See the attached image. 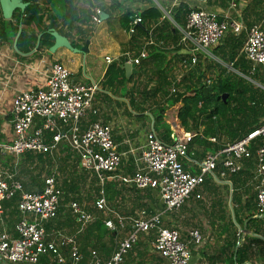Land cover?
Instances as JSON below:
<instances>
[{
	"label": "built area",
	"instance_id": "2783aa9c",
	"mask_svg": "<svg viewBox=\"0 0 264 264\" xmlns=\"http://www.w3.org/2000/svg\"><path fill=\"white\" fill-rule=\"evenodd\" d=\"M169 1L172 5L181 1L197 3V6L188 7L181 28L180 40L189 47L188 57L183 56L179 61L185 68L195 63L197 50L214 45L227 30L238 32L243 26L238 19L229 21L228 17H219L214 10L198 6L205 0ZM227 6L233 9L235 0H227ZM100 11L98 6L92 5L90 19L98 22ZM139 20V16H133L131 23L136 24ZM129 30L132 31V27ZM151 42L147 38L145 44ZM241 51L248 60L249 74L258 68L264 76V32L258 23L246 28ZM146 53L144 48L137 53L123 51L120 65L129 64L128 72L135 73L136 66ZM104 60L110 62L112 58L104 56ZM205 81L208 83L209 77ZM97 90L96 82H73L69 70L61 62L53 61L43 87L21 89L12 96V136L7 141H0V151L12 155H20L25 151L52 154L58 151L60 144L66 145L80 166L95 177L96 194L92 207L104 213V226L117 232L125 230L127 222L129 228L116 239L107 258L101 257L94 248H89L84 257L75 235L61 236L58 243L48 241L44 222L56 215L63 194L53 174L55 171L43 178L40 188L26 190L15 169L0 167V264H35L42 254L50 255L53 264H123L124 256L137 241L139 233L149 231L153 232L151 248L156 255L168 264H191L187 242L179 237L177 227L163 226L164 212L178 209L206 175L216 180L239 170L243 160L251 155V140L264 137L263 120L238 140L225 143L217 150H206L197 161L196 170L190 171L184 168L183 160L188 157L187 148L191 139L202 136L200 130H172L169 133L170 140L163 141L149 126L134 157L132 173L119 174L116 170L121 163V155L115 148L109 125L95 119L84 128H79V119L86 112L96 114L92 101ZM207 138L214 140L213 137ZM253 157L258 214L264 209V141L255 146ZM111 178L137 189H155L161 207L150 213L140 210L136 215L118 213L107 204L105 198L104 186L107 179ZM227 183L230 184L229 180ZM194 195L200 196L199 193ZM13 197L19 215L11 233L4 225L2 202ZM67 207L78 223L79 231L92 221L93 215L74 197H70ZM188 235L195 243H199L200 236L196 229L188 230ZM60 247L66 251V255L59 250Z\"/></svg>",
	"mask_w": 264,
	"mask_h": 264
},
{
	"label": "crops",
	"instance_id": "0c3cea01",
	"mask_svg": "<svg viewBox=\"0 0 264 264\" xmlns=\"http://www.w3.org/2000/svg\"><path fill=\"white\" fill-rule=\"evenodd\" d=\"M90 1L95 6H103L108 8V0ZM181 2L185 4L186 8L195 5L197 6V3L194 1ZM120 3V9H112V7L110 6L109 11L112 14V19L107 21L106 23L98 25L95 28L92 24H100L104 19H108V14H106V16H103V18H100L98 22H94L89 18L88 21L81 24L82 27H85V29L89 31V34L87 35L89 37L87 42V50L84 53L73 52L63 46L57 47L53 52H49L48 47L37 48L38 38L40 35V33L38 32L36 34L34 46L31 49L26 52L17 50L14 44L16 34L11 37L8 27L15 24L16 21L13 14L17 9H20L17 7L14 8L10 17L8 18L2 16L0 9V141H7L12 136L10 126V104L11 98L14 93L21 89L43 87L50 64L53 61H59L69 70L70 78L73 82L93 81L98 85V90L95 92L92 101L93 107L96 109V114L86 112L79 119V128H84L89 122L95 119H100L104 123H107L110 127V132L115 144V148L121 155V163L116 172L119 174L132 173L135 167L134 157L138 154L139 145L143 141L145 131L149 126H152V112L157 107L156 101H158V99L155 98V100L153 101L151 100L145 101L144 103H138V105L140 104L141 106H143L142 111H136L130 108V106L128 105V95H131L132 93L134 94L136 86V78H134V76L137 74V71L135 73L128 72V74L125 76L133 75L131 79L118 86L102 83V77L108 64L113 61L118 62L123 51L127 50L128 52H130L128 49L120 46V40H123L122 36L123 34H125L126 30L124 27H121L119 22V29L116 28L112 21L113 17L116 16L117 10H122L126 7L132 12H138L141 9L151 6L160 12L161 15L158 18L154 19L153 21L147 22L148 30L139 49L144 48L147 52L146 56L149 52V49L161 51L168 55L169 63L167 65L166 73L170 80L169 91H171V88H175V82L186 70V68L179 63L181 58L172 56L171 50L175 44L180 47L179 50L181 52L188 53L189 47L187 43L181 42V36L179 37V39L175 37V40H171V38L166 34L159 33V35H161L162 37L156 39L152 33V28L154 27V25H158L160 19L163 17L168 18L169 23L172 27L176 26L181 30L183 26L181 27L179 24H177L170 15V12L177 4L172 5L170 4L169 0H120ZM80 5H82V1L80 2ZM198 6L207 8L209 10H214L215 12H217V15L219 17H228L229 21L235 19L240 20L243 25L241 28V32L244 33V37L246 28L252 23H258L260 25V28L264 32V0H235V7L233 9L228 8L227 0H205L204 2L198 3ZM45 7L47 8V12L55 17V23H53L52 21L53 28L55 30L60 29L62 31H65L64 26L61 25L60 22V17L64 13L63 0H50L45 4ZM48 21L49 20H47L46 22L48 23ZM28 29L36 31V26L30 25ZM4 30L6 31L5 33L2 32ZM225 33L223 35H225ZM69 35L70 38L74 40V42L78 45L82 41L74 33L69 32ZM223 35L218 40V42L222 39ZM147 38H150L152 42L145 44ZM82 44L83 42H81V44L76 47H80ZM215 44H217V42ZM211 48L212 47L209 46L205 49L197 50L196 57H198V59H204V63H208L211 60V62L213 63L214 61L217 62L218 60L210 51ZM197 53L199 54L198 56ZM104 56L111 57L112 61L106 62L104 60ZM222 65L225 66V69L227 71H229L228 67H230L232 69V72L241 74L238 69L232 67L230 64L223 63ZM203 67L206 71L205 74H207V76L210 75L212 69H208L206 66ZM253 73H256V78L263 76L258 68H256ZM138 79L144 80V74L142 76H139ZM252 80L256 81L257 86L264 89V85L259 83L257 79ZM151 84L152 83L150 82L149 85ZM178 105L179 103L177 102L165 108L169 110L174 109V111L171 113L170 121H167L166 114L163 113L164 120L166 123H168L169 133L172 130H183L176 117V108ZM154 131L156 134H158L157 130L154 129ZM60 146L66 145L60 144ZM192 148L200 151V148L197 146ZM192 150H190V152L188 153L187 159L183 160V166L187 170L195 171L196 163L200 158H198L197 155L191 156ZM205 151L206 150H204V152ZM8 155L12 154L0 151V167L5 168L12 165V163L6 165L2 164L5 157H7ZM93 178L95 179L94 175ZM23 179V182H25L26 178L23 177ZM254 179L256 182L255 176ZM216 180H214L210 175H206L203 180V182L206 181V183L202 182L187 197V201H184V203L178 209L169 213L165 211L163 214V226L177 227L179 237L187 242L192 260L191 264H200L204 262L209 264H226V262L224 261V252L220 249V243L222 236L227 232L228 225L233 221L229 195L230 184L227 183V181L229 180L228 175L226 178L218 177ZM42 181L40 183H37L36 179L29 180L25 189H38L42 186ZM107 182L109 185L113 186L116 189L119 201H121L123 197L122 192H125L133 193V197L131 198V200L136 201V203L142 201L145 204V207L140 205L139 208H135L131 204V207L124 211V215H136L140 210L145 211L144 208L146 207L151 208V212L157 207H161L160 200L155 189H137L133 186H128L124 183H121L116 178L107 179L106 183ZM195 193H199L200 196L195 197ZM61 199L57 207L56 215L44 222L46 240H51L54 243H58V240L61 236L75 235L73 234L74 232L71 234H65L63 232L66 223L77 224V232H79L78 223L75 221L73 215L68 210L66 212L65 209L61 208ZM75 199L77 200V197ZM2 204L4 225L6 229L12 233L13 224L19 215L15 208V198L13 197L4 199ZM117 212L121 213L119 211ZM94 216L95 215H93L92 220L94 219ZM128 226L129 225L126 222L125 230L129 228ZM190 229H196L198 231L200 236L199 243H195L188 235V230ZM125 230H122L123 232H121V230H118L117 232H114L117 234V236L116 234L114 235L116 236V238H119L125 234ZM108 231L111 230L108 229ZM252 235L257 236L258 234L252 233ZM75 238L78 245L80 246V241L78 240L76 235ZM137 239L138 240L124 256L123 264H168L163 258L152 252V231L145 232L143 234L141 233ZM102 241L105 240L102 239ZM115 241H112V243H115ZM242 241L243 237L241 238V240L239 238V243L237 245H239ZM112 243L106 252H98V254L103 258H107L114 245V243ZM254 248H252L253 251ZM59 250H61V252L66 255V251L62 247H60ZM88 250L89 249H87V253ZM46 256L48 257L49 255L45 254V262ZM243 263L248 264V260H245Z\"/></svg>",
	"mask_w": 264,
	"mask_h": 264
},
{
	"label": "trees",
	"instance_id": "16d2710c",
	"mask_svg": "<svg viewBox=\"0 0 264 264\" xmlns=\"http://www.w3.org/2000/svg\"><path fill=\"white\" fill-rule=\"evenodd\" d=\"M23 1L27 2L26 6L22 10L17 9L14 12L13 16L16 22L8 27L11 37L16 34L14 41L16 49L21 52L31 49L34 46L37 32L40 33L37 48H47L52 43V36L46 30V21L51 19L55 23V17L49 14L45 7V4L50 0ZM81 1L82 5H80ZM81 1L63 0L64 13L60 17V22L65 31L57 29V32L64 35L75 47L79 46L89 34V31L81 24L89 20L90 8L93 5L90 0ZM87 2L90 4L89 7ZM120 4V0H108V8L98 7L109 15V7L120 9ZM187 10L185 4L179 2L172 9L170 15L177 24L181 25L184 22V15ZM120 11L123 27L127 32L133 25L131 18L136 15L140 17L139 22L136 23L137 26L130 32L129 37H132L135 30L139 33H147L148 29L145 24L147 25V22L153 21L161 15L158 10L151 6L138 12H132L127 7ZM30 25H35L36 31L29 30ZM2 32L5 33L6 31ZM69 32L76 34L82 40L79 45L70 38ZM152 33L156 39L162 37L159 33H164L171 40H175L177 30L170 25L169 20L163 17L158 25H154ZM243 38L244 33L241 30L238 32L227 30L222 39L211 46L210 51L219 62L214 61L213 63L211 60L204 63V59L196 57L195 63L186 67V70L175 82L173 91H169L170 80L166 73L169 63L168 55L161 51L149 49L147 56L141 58L137 65V74L134 76L136 78L135 91L134 94L132 93L133 95H128V105L133 110L142 111L143 106L138 105V103L153 101L157 98V107L152 112V127L158 131L159 138L163 141H169V127L164 120L163 113L165 108L178 102L176 117L180 126L187 131L199 129L202 134L201 137L194 136L189 142L188 153L193 149L192 147L197 146L200 148V151L193 149L191 156L197 155L200 158L204 150H217L225 143L238 140L264 120V89L245 79H257L259 83L264 84V76L256 78L254 71L253 74L251 73L252 75L249 74L248 60L240 50ZM179 49L180 47L174 44L171 50L172 56L188 57L189 53L181 52ZM223 63L230 64L238 69L241 75L227 71L225 66L222 65ZM203 66L212 69L209 76L205 75L206 71ZM143 74L145 79L139 80L138 77ZM132 76H125L119 61H113L106 67L102 83L118 86L130 80ZM206 77L210 78L208 83L205 82ZM150 82L151 85H149ZM222 94H225L224 99L221 97ZM207 137H213L214 140L211 141ZM263 141L264 137L252 139L249 143L250 157L243 160V165L239 170L228 174L233 221L228 225L227 232L222 236L220 243V249L224 252L226 264H244L245 260H248V264H264V216H254L257 214V209L254 190L256 182L253 172V151L255 146ZM61 148L67 149L68 147L61 146ZM51 158L52 154L49 153L25 151L19 155L17 162H14L13 155H8L2 164L12 163L10 167L15 171L17 169V177L21 175L26 178L25 182H22L23 188H26L29 180L36 179L28 166L31 165V168L39 167L40 169L48 167L51 165ZM46 173L49 174L50 172L46 170ZM203 183H206V181ZM71 184L72 182L66 184L67 190L72 189ZM136 205L144 206L145 204L139 201ZM144 209L146 212H151V208L146 207ZM102 220V214L97 212L94 219L82 229V235L79 236L78 240L81 244L79 246L80 251L84 257L87 254L86 247L88 244L97 252L102 253L106 252L112 243L115 233L114 231H107ZM252 233L258 235H252ZM103 234L107 236L105 241H102ZM240 237H243V241L237 245ZM252 248H254V251ZM36 263L44 264L45 255H40Z\"/></svg>",
	"mask_w": 264,
	"mask_h": 264
},
{
	"label": "rangeland",
	"instance_id": "374dc122",
	"mask_svg": "<svg viewBox=\"0 0 264 264\" xmlns=\"http://www.w3.org/2000/svg\"><path fill=\"white\" fill-rule=\"evenodd\" d=\"M87 6L88 7L90 6L89 2H87ZM120 15H121V11L117 10L116 16H114L113 20H112L115 27L118 29H119L118 22L121 25V27H123ZM165 18L168 20L167 17H165ZM111 19H112V14L109 13L108 19H104L100 24H97V25L95 23H92L93 27L95 28L98 25L106 23L107 21H109ZM145 26L147 28L146 24H145ZM180 26L182 27L183 23ZM173 27L176 28V30H177L176 37L179 39L182 32L178 27H176V26H173ZM145 36H146V33H139L137 30H135L133 32L132 37H129L127 31H125V34H123V36H122L123 40H120V46L124 47L125 49H128L130 52H136L141 47L142 41L144 40ZM228 70H229V72H231L232 69L230 67H228ZM232 73L238 74L235 72H232ZM205 75L207 76V74H205ZM202 79L204 80V78H202ZM245 79L251 81L254 85H257L256 81H253L249 78H245ZM173 111H174V109H170V110L165 109L164 113L166 114L167 121L171 120V113ZM67 149H62L61 146L59 145L58 151L52 152V158H51L52 162H51V165L48 167H44L42 169H40L39 167L31 168V165H29L28 167L30 168L31 173L35 175L37 183H40L43 180V178L47 175L46 170L50 173L52 171H55L53 173L55 175V179H56L58 185L64 191L63 196L61 197L62 198L61 199V203H62L61 208L65 209L66 212H67V210L69 211V209L67 208V202L69 201L70 196H72L74 198L77 197V200L79 201V203L85 209H87L92 215H96V213L99 211L94 210L92 207V201H93L95 194H96V190H95L96 183H95V179L93 178V174L91 172H89L88 170L83 169L80 166V163L77 160V158L74 157V154L70 151L69 148H67ZM208 150H210V149H208ZM18 157H19V155L14 156V162L18 161L17 160ZM18 178H20V180L23 182V180H24L23 177L18 175ZM68 182H72V184H71L72 189L71 190H67V188L65 187ZM118 187H120V186H118ZM104 192H105V198H106L107 204L113 206V208H115V210L121 212L122 214H124L125 213L124 211H126L129 207H131V204L133 205V207L139 208V205L136 206V204H137L136 201L131 200V198L133 197L132 196L133 193L122 192L123 197H122L121 201H119V198L117 197L116 189L113 186L109 185L108 182L105 184ZM186 199H185V201H187ZM172 211H174V210L167 211V212L169 213ZM99 213H101L102 216H104V213H102V212H99ZM72 221H73V218H72ZM106 230L108 231V229H106ZM63 232L65 234H71L74 232L73 234H75L77 236V238H79V236L82 235V231L77 232V224H75V223H73V224L72 223L71 224L66 223ZM121 232H123V231L121 230ZM141 233H139L138 237L140 236ZM116 236H117V234H116ZM116 236L115 235L113 236L112 241H115L117 239ZM90 239H91V237H90ZM102 239L106 240L107 236L105 234H103ZM90 246L91 245L88 244L87 249H89ZM21 264H27V263H21ZM44 264H53L50 255L48 257L46 256V262Z\"/></svg>",
	"mask_w": 264,
	"mask_h": 264
},
{
	"label": "water",
	"instance_id": "95a60500",
	"mask_svg": "<svg viewBox=\"0 0 264 264\" xmlns=\"http://www.w3.org/2000/svg\"><path fill=\"white\" fill-rule=\"evenodd\" d=\"M26 4H27V2L22 1V0H0V9H1L2 16L5 18H8V17H10L12 10L14 8L17 7L20 10H22ZM103 16H106V13L103 11H100L99 17L103 18ZM136 26H137V24H133L132 29H134ZM46 30L49 32V34L53 38L51 45L48 46L49 52H53L59 46H63L65 48L69 49L70 51L78 52V53H84L87 50V42L89 39L88 36L84 39L83 44L80 47H75V46L71 45L70 41L64 35L60 34L59 32H57V30H55L53 28L51 19L47 23ZM128 34H130V30L128 31ZM129 66L130 65L127 63L123 64V69H124L125 75L128 74ZM224 96H225V94L221 95L222 99H224ZM254 216L263 217L264 216V209L260 213L255 214ZM244 222H245V220H244ZM241 238L242 237H240V240H241Z\"/></svg>",
	"mask_w": 264,
	"mask_h": 264
}]
</instances>
